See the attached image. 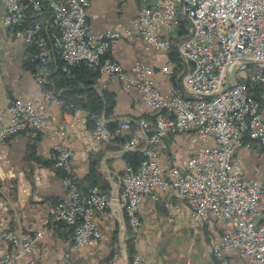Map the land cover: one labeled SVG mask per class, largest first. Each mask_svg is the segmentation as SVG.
<instances>
[{
	"label": "built area",
	"instance_id": "built-area-1",
	"mask_svg": "<svg viewBox=\"0 0 264 264\" xmlns=\"http://www.w3.org/2000/svg\"><path fill=\"white\" fill-rule=\"evenodd\" d=\"M2 1L4 23L24 41L25 62L37 83L48 82L53 64L65 78L74 77L75 69L85 64L100 78L123 81L126 88L137 90L150 115L136 128L123 119L112 129L104 118L85 112L81 122L99 148L124 137L122 151H141L144 158L138 167L126 163L111 188L84 189L74 170L75 152L64 141L69 126L50 120L51 105L65 104L59 93L45 89L39 98H15L9 108L10 124L0 126V142L24 133L31 138L50 136L67 194L50 203L42 227L33 232L10 229L0 219V239L9 246V252L0 255V264H23L25 258L26 264H38L31 258L34 248L63 225L72 229L73 248L82 249L102 238L98 217L106 211L127 215L130 233L126 235L125 222V240L136 242L142 204L147 197L159 200V189L189 207L195 231L213 219L231 224L211 241L218 264H231L228 252L264 264V182L248 180L236 156L255 143L264 148V111L252 93L264 84V0H138L134 29L102 33L94 32L89 22L93 0ZM183 25L187 33L181 37ZM125 37L142 39L167 53L178 45L187 63L186 93L176 86L162 90L148 63L136 61L127 71L112 58L117 42ZM162 72L174 78L175 63L169 56ZM90 119L95 120L91 129ZM183 134L190 135L189 157L165 166L164 156L170 151L166 137ZM195 145L200 147L194 150ZM120 250L104 264H118ZM62 264H73L70 251ZM133 264H145L137 252ZM185 264H193L191 257Z\"/></svg>",
	"mask_w": 264,
	"mask_h": 264
},
{
	"label": "crops",
	"instance_id": "crops-1",
	"mask_svg": "<svg viewBox=\"0 0 264 264\" xmlns=\"http://www.w3.org/2000/svg\"><path fill=\"white\" fill-rule=\"evenodd\" d=\"M139 9L138 0H93L88 9L89 22L96 33L134 29ZM5 13L6 6L0 0V126L10 124L9 108L15 98H39L45 90L43 85L32 77L24 58L25 43L12 35L4 23ZM168 56L170 57L169 53L149 47L142 39L127 37L117 42L115 52L111 54V57L127 71L132 70L136 61L150 64L153 67V77L164 91L175 86L173 79H168L162 72ZM56 71L57 66L53 64L50 72L54 74ZM93 83L98 91L106 90L114 96L115 106L111 121L126 119L138 126L150 115V110L143 102L140 93L135 89L126 88L123 81L99 77ZM261 102L264 111V93ZM85 112L87 111L83 109L70 112L55 104L50 107L52 124L69 126L64 141L75 152L74 170L81 185L88 188L85 177L90 171V155L102 149L86 133L81 122ZM87 127L92 128L89 121ZM189 140V134L166 137L170 151L164 156L165 166L175 159L183 163L189 157L186 148ZM52 146L53 141L50 136H40L39 139L31 141L29 135L25 133L0 142V219L6 227L26 232L40 229L50 203L66 197L67 188L57 170L39 164L29 157L34 155L50 161L53 154ZM199 147L200 145H195L194 150ZM120 152L122 151H106L105 156ZM236 156L241 159L244 175L248 180L264 182L263 147L255 143L253 147L240 150ZM125 164L121 157L112 159L109 175L102 161L104 169L102 171L106 173L111 186L116 172ZM158 193L159 200L147 197L141 208L142 227L135 242V249L144 263L185 264L186 259L191 257L193 264H218L213 256L211 241L229 230L231 224L213 219L202 229L195 231L192 227L189 207L168 190L159 189ZM98 218L102 232L100 240L91 241L82 249H74L71 229L63 225L55 233H47L39 241L31 258L38 264H62L65 254L70 251L73 264H104L111 257L114 249H118L119 244L122 245V226L118 210L115 213L106 211L99 214ZM8 252V243L0 239V255ZM228 256L231 264H255L237 252H228ZM27 262L28 258H25L23 264ZM118 264H121L120 260Z\"/></svg>",
	"mask_w": 264,
	"mask_h": 264
},
{
	"label": "trees",
	"instance_id": "trees-1",
	"mask_svg": "<svg viewBox=\"0 0 264 264\" xmlns=\"http://www.w3.org/2000/svg\"><path fill=\"white\" fill-rule=\"evenodd\" d=\"M187 31L185 30L184 25L182 26L181 37L186 36ZM169 55L173 62L175 63V75L173 78L174 85L179 88L178 78L179 75L184 70V64L181 60V57L175 47L173 46L169 52ZM27 63V62H26ZM29 68L30 65L28 64ZM74 77L65 78L64 75L57 69L56 73L52 74L50 72L48 82L43 84L44 89L54 90L59 93L60 98L64 101L63 108L70 112H73L78 109H83L89 113L91 116H96L97 118H104L105 120H110L113 109L115 106V100L112 93L106 90L98 91L94 87V80L99 78L97 72L92 71L88 66L83 64L80 67H77L74 71ZM253 95L256 96L260 101L262 94L264 93V84L258 85L253 91ZM92 127L95 125V120H89ZM133 123V122H132ZM119 124V121H108L107 126L110 128H115ZM136 128L137 126L134 125ZM40 136L36 138H31V141L39 139ZM124 137H118L114 144L105 148H102L97 153L90 155V171L86 175L85 180L88 183L89 187L100 186L103 189L111 188L110 181L106 178V173L102 171V161L106 155V151L119 152L122 151V146L124 143ZM29 157L32 160L36 161L39 164L44 166H50L57 170L60 176L63 178L65 173L62 169L55 166V160L53 156L50 161H45L40 157H35L30 155ZM126 163L131 164L135 167H138L144 158V154L141 151H129L126 152L122 157ZM111 160L107 161L108 166L110 167ZM29 177L31 175L29 174ZM84 188V187H83ZM84 188V189H88ZM57 202V201H54ZM124 218L126 222V235L130 233V228L128 226V218L124 213ZM72 232V229H71ZM126 247L129 253V264H133V255L136 253L135 242L133 239L125 240ZM116 250V249H114ZM114 253V251H113ZM112 256V255H111Z\"/></svg>",
	"mask_w": 264,
	"mask_h": 264
},
{
	"label": "water",
	"instance_id": "water-1",
	"mask_svg": "<svg viewBox=\"0 0 264 264\" xmlns=\"http://www.w3.org/2000/svg\"><path fill=\"white\" fill-rule=\"evenodd\" d=\"M176 50L178 51V45L175 46ZM184 65H185V68H184V71L179 75V78H178V85H179V88L180 90L185 94L186 93V90L184 88V85H183V76L186 74L187 72V63L182 59ZM190 97L192 98H195L196 95H189ZM204 98H206L207 96H202ZM105 122H107V120H105ZM130 150H125V151H122L116 155H107L104 157V160H103V166L105 167L106 171L109 173V175L111 174V171L107 165V161L110 160V159H116V158H120L122 157L126 152H129ZM120 221H121V243H122V247L124 249V264H129V253H128V250H127V247H126V244L124 242V239H123V236H124V227H125V220L123 218V215L120 213Z\"/></svg>",
	"mask_w": 264,
	"mask_h": 264
},
{
	"label": "rangeland",
	"instance_id": "rangeland-1",
	"mask_svg": "<svg viewBox=\"0 0 264 264\" xmlns=\"http://www.w3.org/2000/svg\"><path fill=\"white\" fill-rule=\"evenodd\" d=\"M250 70L252 71L253 68H251ZM232 76L235 77V72L232 74ZM234 79H235V78H234ZM167 154H168V152H167ZM124 161H125V160H124ZM107 165H108V164H107ZM108 167H109V166H108ZM109 169H110V167H109ZM122 169H123V168H122ZM122 169H119L116 173H120ZM103 170H104V169H103ZM124 228H125V227H124ZM123 238H124V242H125V235L123 236ZM125 244H126V243H125ZM117 247H118V249H121V250L123 249V247H122L121 244H119V246H117ZM116 250H117V248H116ZM116 250H114V253L111 254L112 256H114V254L116 253ZM121 250H120V253H119V254H120V259H119V260L121 261V264H122L123 261H124V256H123V254L121 253ZM123 251H124V249L122 250V252H123ZM112 256H111V257H112ZM106 261H107V260H106ZM106 261H105V262H106Z\"/></svg>",
	"mask_w": 264,
	"mask_h": 264
}]
</instances>
